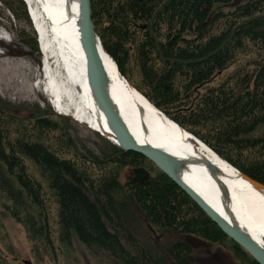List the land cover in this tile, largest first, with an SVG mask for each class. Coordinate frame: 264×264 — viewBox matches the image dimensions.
<instances>
[{"label":"trees","instance_id":"16d2710c","mask_svg":"<svg viewBox=\"0 0 264 264\" xmlns=\"http://www.w3.org/2000/svg\"><path fill=\"white\" fill-rule=\"evenodd\" d=\"M229 1L90 0V5L95 32L127 81L129 69L136 68L141 78L133 86L155 107L264 184V132L251 135L264 122V55L238 63L234 81L229 77L232 82L225 79L200 93L251 47L264 53V0L242 2L229 12L212 10L214 3ZM26 43L36 48L35 39ZM63 118L47 111L21 118L0 110V218L9 215L23 224L31 240L48 239L49 193L58 204L56 222L65 245L75 234L86 246L107 250L127 264H165L161 251L132 254L125 248L123 240L134 241L126 224L131 204L153 230H175L177 239L166 254L179 264H193L186 258L194 249L187 235L222 247L228 239L229 249L245 251L144 155L110 144L109 154L83 158L61 126ZM51 134L59 148L48 143ZM144 160L158 172L122 187L121 169L143 168ZM94 167L104 171L98 180ZM119 187L124 200L117 196Z\"/></svg>","mask_w":264,"mask_h":264},{"label":"rangeland","instance_id":"374dc122","mask_svg":"<svg viewBox=\"0 0 264 264\" xmlns=\"http://www.w3.org/2000/svg\"><path fill=\"white\" fill-rule=\"evenodd\" d=\"M22 1L24 4H21L19 0H0V31L8 38L6 40H3L4 38L0 39L2 40L0 42V110L6 114L21 118L29 117L30 112L39 111L40 109L47 111L51 115L56 113L55 108L50 96L44 91V86L42 88L40 86L42 78L39 67L41 64L42 68V53L38 44V36L28 14L27 4L24 0ZM246 1L250 0H231L227 3L217 2L212 5V10L229 12L238 4ZM24 8L26 9L25 13L22 12ZM261 8L264 13V6H261ZM212 18L210 17V19ZM223 26L224 23H221L220 27ZM32 38L36 40V48L33 50L26 43ZM254 47H251L250 52L240 54L236 63L227 67L220 75L203 86L200 93L205 92L211 85L220 84L221 81L229 77H232L234 81L238 63L242 64L245 61L264 55V53L256 50V46ZM17 59H21L20 62ZM139 74L136 68L129 69V78L131 80L129 82L132 86L139 85L138 82L141 78ZM230 80L231 78H229V82ZM60 115L64 117L60 119V124L80 153L79 155L90 159L91 156L101 158L105 154L110 153L109 146L112 143L105 136L91 130L85 123L77 122L71 115ZM263 132L264 122L256 126L251 135L257 136L263 134ZM47 141L54 149L59 148V143L54 140L52 134ZM233 155L244 165L248 162L242 155H237L236 153H233ZM142 166L149 175L158 172L157 168L148 160H144ZM35 173L41 179L37 169H35ZM103 174L104 171L102 169L93 168L95 180H98ZM134 177L135 174L131 167L122 168L119 173V181L122 187ZM120 188L121 192L117 196L121 197L120 200H124L123 197L126 194ZM45 199L50 237L46 239L40 236L35 240H31L23 224L6 215L0 218V260L4 257V262L7 264H25V262L33 264H127L123 259L113 257L107 250L86 246L75 234H72L71 245H65L66 243H63L59 236L56 222L58 212L56 198L47 193L45 194ZM129 208L131 209V216L127 218L126 224L127 230L133 236L134 241L128 243L123 240L125 248L132 254H138L141 251L143 253L145 251L151 253H153L152 251H161L162 255L169 260L165 264H173L172 258L166 252L177 239L175 230L173 228H164L161 231H155L153 229L156 228L153 227L152 229L139 210L133 208L131 204ZM109 227L112 228V225H109ZM225 242L228 245L221 246V249L215 247L217 245L196 248L194 254L186 258L193 264H252V259L248 252L247 254L239 248L238 250L229 249L233 246L232 242L228 239ZM199 246L201 245L196 247Z\"/></svg>","mask_w":264,"mask_h":264},{"label":"bare ground","instance_id":"6f19581e","mask_svg":"<svg viewBox=\"0 0 264 264\" xmlns=\"http://www.w3.org/2000/svg\"><path fill=\"white\" fill-rule=\"evenodd\" d=\"M25 2L42 53L40 86H44L53 107L58 113L71 115L91 130L112 138L89 92L71 4L67 0ZM3 36L0 35L6 37ZM102 57L112 97L133 137L139 143H151L175 155L183 162L180 172L184 181L229 223L238 224L263 244L264 192L253 187L206 143L155 107L119 72L108 53Z\"/></svg>","mask_w":264,"mask_h":264},{"label":"water","instance_id":"95a60500","mask_svg":"<svg viewBox=\"0 0 264 264\" xmlns=\"http://www.w3.org/2000/svg\"><path fill=\"white\" fill-rule=\"evenodd\" d=\"M71 4L75 15V29L77 41L85 58V75L90 95L96 105L107 129L112 134L106 137L116 147L138 152L147 157L173 182H175L211 219L218 227L238 243L249 255L259 264H264V243L254 239L247 230L238 224L229 223L220 213L215 211L193 188H191L182 178L180 169L182 161L175 155L169 153L162 147L151 143H139L128 131L124 123L116 102L111 93V87L106 72L102 54L106 53L102 42L95 32L91 18L90 0H67ZM45 114V111H32L29 117H38ZM194 140H196L194 138ZM136 182L145 180L149 177L148 172L141 167L134 168ZM253 187L264 192V184L240 172ZM186 238L194 245H206V242L192 235ZM25 264H32L25 262Z\"/></svg>","mask_w":264,"mask_h":264},{"label":"flooded vegetation","instance_id":"af4514ba","mask_svg":"<svg viewBox=\"0 0 264 264\" xmlns=\"http://www.w3.org/2000/svg\"><path fill=\"white\" fill-rule=\"evenodd\" d=\"M132 170H133V173H134V168H132ZM134 174H135V173H134ZM132 180H134V178H133ZM181 236H182V235H181ZM179 238H180V235H179ZM182 238H183V237H182ZM212 245H213V244H208V243H207L206 245H201V246H199V247L193 246L194 249H193L191 252H189L187 256H188V257H191V255L194 254V251H195L196 248H200V247H204V246H207V247L210 246V247H212ZM215 247L220 248V249L222 248L220 245H217V246H215ZM208 252H210V251H208ZM230 252H232V251H230ZM232 253H233V252H232ZM210 254H211V253H210ZM233 255H234V254H233ZM172 262H173V264H179V263L175 262L174 260H172ZM256 262H257V261H256ZM257 263H258V262H257ZM246 264H248V263H246Z\"/></svg>","mask_w":264,"mask_h":264}]
</instances>
